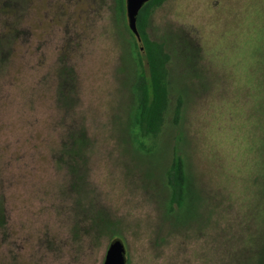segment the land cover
Masks as SVG:
<instances>
[{"label": "rangeland", "instance_id": "374dc122", "mask_svg": "<svg viewBox=\"0 0 264 264\" xmlns=\"http://www.w3.org/2000/svg\"><path fill=\"white\" fill-rule=\"evenodd\" d=\"M130 31L118 0H0V264H104L115 239L127 264H263L264 0L154 10L172 100L156 138L136 127Z\"/></svg>", "mask_w": 264, "mask_h": 264}, {"label": "trees", "instance_id": "16d2710c", "mask_svg": "<svg viewBox=\"0 0 264 264\" xmlns=\"http://www.w3.org/2000/svg\"><path fill=\"white\" fill-rule=\"evenodd\" d=\"M166 0H150L144 4L137 17V26L143 46L135 34L130 31L138 49L137 60L140 66L138 80L135 84L137 111L136 127L140 136L158 137L164 130L168 114L171 110L170 86L168 83L171 54L162 40L153 38L149 33L154 10ZM119 10L126 11V0H118ZM11 38L0 40V68L5 57L10 55ZM173 121L178 123L182 118L183 101L179 98L174 108ZM186 162L176 148L171 166L167 171V183L170 186L169 205L172 211L176 207H184L188 190ZM264 264V262H263Z\"/></svg>", "mask_w": 264, "mask_h": 264}, {"label": "water", "instance_id": "95a60500", "mask_svg": "<svg viewBox=\"0 0 264 264\" xmlns=\"http://www.w3.org/2000/svg\"><path fill=\"white\" fill-rule=\"evenodd\" d=\"M150 0H126V13L130 30L135 34L143 46L139 28L137 26V17L144 6ZM126 249L120 239H115L109 244L104 264H127Z\"/></svg>", "mask_w": 264, "mask_h": 264}]
</instances>
